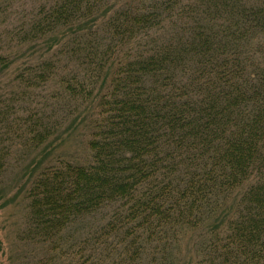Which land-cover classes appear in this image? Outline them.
Instances as JSON below:
<instances>
[{"label":"trees","instance_id":"trees-1","mask_svg":"<svg viewBox=\"0 0 264 264\" xmlns=\"http://www.w3.org/2000/svg\"><path fill=\"white\" fill-rule=\"evenodd\" d=\"M0 22L20 264H264V0H1ZM79 129L85 161L53 155Z\"/></svg>","mask_w":264,"mask_h":264},{"label":"rangeland","instance_id":"rangeland-1","mask_svg":"<svg viewBox=\"0 0 264 264\" xmlns=\"http://www.w3.org/2000/svg\"><path fill=\"white\" fill-rule=\"evenodd\" d=\"M12 17L13 16L10 17L11 21H13ZM3 31L4 29L1 27L0 41L4 39L5 34ZM6 73L0 75V96L4 93V89L9 81V76H6ZM82 134V129L77 131L74 130L55 141L56 149L54 150L53 155L66 156L76 162L85 161L87 158V147L85 145L86 143L82 140ZM32 160L33 158H29L20 167L15 168L13 166L12 168L15 169H10L6 173L0 175V264L21 263L17 261L15 248V245L17 244L16 234L18 233L27 212L25 208L26 202L24 200L22 202L23 195L20 194V197L17 196L19 190L23 189V186H18V179L22 175L23 170L32 163Z\"/></svg>","mask_w":264,"mask_h":264}]
</instances>
